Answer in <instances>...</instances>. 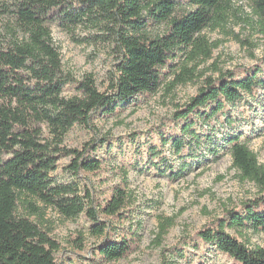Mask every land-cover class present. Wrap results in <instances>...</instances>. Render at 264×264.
I'll use <instances>...</instances> for the list:
<instances>
[{
    "label": "trees",
    "instance_id": "16d2710c",
    "mask_svg": "<svg viewBox=\"0 0 264 264\" xmlns=\"http://www.w3.org/2000/svg\"><path fill=\"white\" fill-rule=\"evenodd\" d=\"M249 1L264 34V0ZM227 3L229 0L1 1L0 14H6L12 24L7 36L0 34V264H60L55 256L57 243L41 227L47 209L66 220L85 213L94 236L110 230L96 217L97 210L87 206L92 201L88 193L81 195L75 183H58L50 175L60 156L70 157L65 169L73 175L80 170L95 172L103 165L101 159L89 157L100 142L85 143L83 150H76L64 145L66 135L75 124L87 125L94 113L111 117L134 96L152 95L163 84L171 90L192 81L196 60L210 58L212 50L199 34L225 15ZM84 23L110 37L122 55L108 90H99L88 75L77 83L76 94L67 97L63 92L69 77L63 75L51 27L73 33ZM149 24H164L162 32H147ZM180 51H186L184 63L171 69ZM192 61L194 65L189 67ZM237 71L243 76L238 77ZM259 72L254 66L220 70L216 77H206L174 114L185 120L181 131L197 139L199 135L191 130L195 113L209 119L225 103L233 104L257 89L264 92V77ZM170 75L173 78L164 83ZM204 107H209L208 112H200ZM226 142L231 167L242 181L252 182L258 193L243 201L239 212L227 210L223 218L207 223L195 236L214 245L234 264H264V247L248 248L226 231L229 227L264 234V165L238 135H229ZM172 144L180 152L184 140L175 138ZM151 155V159L156 157L154 150ZM121 170V184L114 185L109 199L98 207L120 222L129 203L127 170ZM158 222L159 239L172 219L159 216ZM139 242V234L133 231L119 240L106 238L97 250L104 261H113L132 253Z\"/></svg>",
    "mask_w": 264,
    "mask_h": 264
},
{
    "label": "rangeland",
    "instance_id": "374dc122",
    "mask_svg": "<svg viewBox=\"0 0 264 264\" xmlns=\"http://www.w3.org/2000/svg\"><path fill=\"white\" fill-rule=\"evenodd\" d=\"M224 14L199 34L212 50L210 58L196 60L192 81L171 90L163 84L152 95L134 96L111 117L94 113L87 125L75 124L66 135L64 145L76 150H83L85 143L100 142L89 157L101 159L103 165L95 172L80 170L73 175L65 169L70 157L60 156L50 175L58 183H75L81 195L88 193L92 201L87 206L97 210L96 217L111 231L94 236L89 232L91 222L85 213L66 220L47 209L40 220L41 227L57 243L55 256L60 264H234L195 234L207 223L223 218L227 210L239 212L242 202L258 193L252 182L242 181L231 167L226 138L238 135L264 165V92L257 89L233 104L225 103L209 119L195 113L191 130L199 135L197 139L181 131L185 120L174 117L204 79L216 77L220 70L258 66L259 75L264 77V61H260L264 58V34L259 31L250 1L229 0ZM11 24L6 14H0L2 36H7ZM163 26L149 24L145 30L161 33ZM103 34L90 23L79 25L73 33L51 27L63 75L69 77L64 96L76 94L77 83L88 75L99 90H108L122 54L115 42ZM185 52H179L171 69L184 63ZM193 65V61L188 62L189 67ZM236 74L243 76L240 71ZM172 78L170 75L164 83ZM208 110L204 107L200 112ZM180 137L184 145L177 152L172 142ZM153 150L156 157L151 159ZM121 169L127 170L129 203L123 210L125 219L120 222L98 207L109 199L114 185L121 184ZM159 216L171 218L172 225L158 239ZM133 231L139 234L140 242L132 253L113 261H104L98 254L106 238L119 240ZM226 231L248 248L264 247L263 233L229 227ZM106 232L110 235L106 236Z\"/></svg>",
    "mask_w": 264,
    "mask_h": 264
}]
</instances>
